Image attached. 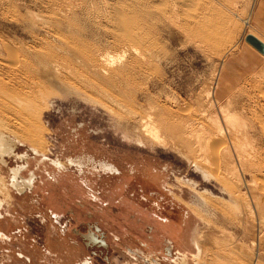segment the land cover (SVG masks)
<instances>
[{"label":"rangeland","instance_id":"rangeland-1","mask_svg":"<svg viewBox=\"0 0 264 264\" xmlns=\"http://www.w3.org/2000/svg\"><path fill=\"white\" fill-rule=\"evenodd\" d=\"M253 3L254 0H0V79L4 76L6 80L8 74L4 73L14 68L7 78L16 91L37 96L42 105L41 91L47 94L46 106L36 114V133L40 134L39 140L47 137L49 145L36 151L19 138L15 147L25 146L67 172L76 164L61 169L54 160L68 161L77 156L85 159L87 155L84 161L91 157L92 162H113L132 174L114 197L139 203V187L147 196L150 191L139 182L144 168L164 172L161 179L166 187L157 186L156 190L163 201L177 205L182 213L179 244L185 247L187 264H233L239 255L246 256L241 259L247 262L238 258L235 264H246L248 260L252 264L255 259L264 264V57L258 59L241 46L244 33L250 30L248 18ZM7 45L14 47L15 58L9 55ZM44 56L50 58L51 67L40 66ZM91 61L99 68L93 67ZM107 61L117 63L107 71ZM107 106L120 115L111 113ZM163 111L165 120L176 121L181 129L187 126L193 155H199L206 176L195 169L196 161L184 157L173 145H159L137 130L149 113ZM226 113L238 120L227 119ZM219 129L223 136L216 134ZM3 132L13 137L9 131ZM227 148L231 155L226 154ZM1 159L0 156V174L9 180L12 168L7 177L4 166L8 165ZM231 170L248 181L245 190L254 212L249 217L246 208L233 203L227 192L238 184ZM12 192L15 225L21 232L12 227L13 242L0 243V257L9 251L19 262L12 258V262L3 264H78L86 260L84 257L75 263L76 253L65 247L59 257H41L46 240L55 245H61V241L29 216V207L20 201L28 196L27 191L22 195L14 189ZM198 194L209 199L208 206L198 203ZM185 202L200 207L203 216L192 207L190 210ZM214 206L223 208L216 210ZM3 210L10 208L5 204ZM93 219L102 224L98 214L94 213ZM0 225L9 228L6 221ZM57 229L53 227L55 232ZM108 240V258L97 257L102 264H131L130 249L154 256V248L149 245L145 250L134 233L115 241L109 235ZM197 241L203 242L206 250L198 261ZM223 249L233 250L236 261L231 251L225 254ZM207 252L214 254L211 257ZM159 263L175 264L164 256Z\"/></svg>","mask_w":264,"mask_h":264},{"label":"flooded vegetation","instance_id":"flooded-vegetation-1","mask_svg":"<svg viewBox=\"0 0 264 264\" xmlns=\"http://www.w3.org/2000/svg\"><path fill=\"white\" fill-rule=\"evenodd\" d=\"M41 94L44 105L39 103L38 99L26 95H24V99L16 100L21 111L30 114L33 118L28 120V128L23 131V135L4 126L0 120V156L2 162L8 165V167L3 165L8 171L7 177L10 174V168H12L9 180L0 174V194L4 195L3 198L0 197V223L6 221L9 227L5 228L0 225V243H12L13 233L10 231H12V227H17L15 225L17 218L13 214L14 207L12 205L14 198L12 190L14 189L21 195L27 191L28 196H24L25 198H21L20 201L25 202L29 207V216L40 225L49 228L50 233L58 235L61 241L62 246L55 245L47 237L49 239L46 240L47 245L43 246L47 247L41 250L44 251L41 257L46 258L45 260L52 256L59 257L65 247L71 248L76 253L75 263L87 257L86 260L78 264H102L97 260V257L108 258L109 235L115 241L125 238V234L134 233L145 250L149 245L154 248L156 257L152 254L142 255L140 250L130 249L129 256L133 259L131 264H160L162 256L171 263L187 264L188 256L185 247L179 244L182 213L177 205L163 201L162 196H159V190H156L157 186H165L161 179L164 172L154 173L150 167L144 168L145 170L141 172L143 177L141 180L139 179V182L145 188H150V191L147 196L143 193V188L139 187L141 195L139 203L127 197L125 199L114 197L121 193L122 184L128 182L132 174L124 172L113 162H103V159H94L92 162L91 157L88 158L90 161H84L87 155H85V159L80 158L82 156H77L68 161L54 160L61 169L67 168L69 164L77 165H72L70 171L67 172L58 170L49 159L33 154L25 146L15 147L20 142L19 138L34 146L36 151L45 150L50 143L47 137L39 140L40 134L36 133V128H38L36 114L47 104L45 99L47 94L44 95L42 91ZM48 94L50 93L48 92ZM93 100L102 104L94 98ZM116 114L119 115V113ZM3 130L9 131L13 137L6 135ZM139 137L141 138V136ZM13 152L15 154L11 155ZM184 157L190 159L187 156ZM193 165L204 175L202 167L195 163ZM77 168L83 172L80 173ZM154 188L155 190H151ZM197 198L198 203L203 206L204 195L198 194ZM5 204L10 208V211L3 210ZM185 205L190 210L192 207L195 213L200 208L186 202ZM94 213L102 217V224L97 219H93ZM54 226L58 228L57 232L53 230ZM106 228L108 232H105ZM19 232L21 231L19 230ZM196 247L198 249V241ZM20 256H25L29 261L32 260L29 255L20 253ZM12 258L15 257L11 252H2L0 264L12 262ZM195 258L197 261L198 255ZM15 260L19 262L17 258ZM139 260H142V263Z\"/></svg>","mask_w":264,"mask_h":264},{"label":"bare ground","instance_id":"bare-ground-1","mask_svg":"<svg viewBox=\"0 0 264 264\" xmlns=\"http://www.w3.org/2000/svg\"><path fill=\"white\" fill-rule=\"evenodd\" d=\"M177 21V20H176ZM254 35V34H253ZM257 37V36H256ZM6 44V43H5ZM10 45V44H9ZM7 51L9 52V55H11L13 58H15V56L17 55V52L15 51V49H14V47L13 46H8L7 45ZM137 50V49H136ZM135 50V51H136ZM1 52V51H0ZM124 52V51H123ZM34 53L37 55V56H41V53H39V52H35L34 51ZM110 54V53H109ZM109 54L107 55V56H109ZM82 56V55H81ZM106 56V55H105ZM125 56V55H124ZM87 57V56H86ZM123 56H121L120 58H118L119 60L120 59H123L122 58ZM126 57V56H125ZM109 58V57H108ZM11 59V58H10ZM39 59H40V57H39ZM50 59V58H49ZM48 58H46L45 56L44 57H41V59H40V66L42 67V68H48V67H51L50 66V64H51V61L49 60ZM81 59H83V58H81ZM125 59V58H124ZM13 60V59H12ZM87 59L85 58V60L83 59V62H85V63H90V60H87ZM107 60V59H106ZM109 60V59H108ZM111 61V60H110ZM9 62H11V60L9 61ZM116 61H114V63H115ZM3 63H5V62H3ZM113 62H109V61H107L105 64H106V66H105V69L108 71V68H109V66H111V64H114ZM117 63V62H116ZM91 65L93 66V67H95V68H99V66L98 65H96V64H94V62L93 61H91ZM12 68V67H11ZM3 69V68H2ZM6 70V69H5ZM12 70H14V68L12 69ZM11 70V71H12ZM7 71V73H4V74H8L7 76H10V75H12L13 74V72H15V71ZM58 70L56 69V66H55V68H54V72H57ZM107 71H104V72H107ZM1 75V74H0ZM2 76V75H1ZM7 76H6V80H5V78H4V76H3V78H1L0 79V120L2 121V124L4 125V126H6V127H8L9 129H12L13 131H15V132H17V133H20V134H22L23 135V131H26V129L28 128V120L30 119H33L32 118V116L30 115V114H26V113H24L23 111H21V110H19L17 107H16V105H17V103H16V100L18 99V98H22V99H24L25 97H24V95H26V96H28V97H34V99H37V96H33L31 93H29V92H25L24 94H22L21 93V91H16V89H14V87H12L11 85H12V83H11V81L7 78ZM2 80V81H1ZM69 84V83H68ZM68 84H66V85H68ZM65 87V86H64ZM100 92V91H99ZM93 97V96H92ZM94 98V97H93ZM94 99H96L98 102H100V103H102V105H104V103L103 102H101L99 99H97V98H94ZM116 100V99H115ZM117 101V100H116ZM117 102H119V105L121 106V107H125V105L123 104V103H121L120 101H117ZM104 106H106V105H104ZM156 107V106H155ZM106 108H108L109 110H111L112 112H115V113H119L118 111H116V110H114L113 108H110V107H106ZM126 108V107H125ZM153 109H154V107H152ZM157 109V108H156ZM224 109V108H223ZM150 111V110H149ZM158 111V110H157ZM227 111V110H226ZM151 113H152V111H151ZM168 113V112H167ZM222 113V112H221ZM163 114H165V111H163V112H159V113H157V114H150L149 113V115H148V117L146 118V120H145V123H144V121H143V123L140 125V126H138L137 128V130L138 131H140L142 134H143V136L146 138V139H150L151 141H154L155 143H157V144H159V145H163V146H167V145H169V143H170V145H173V147L174 148H176V150L179 152V153H181L182 155H184V156H187L188 158H190L191 160H194V161H196V162H193V163H195V164H197L198 166H200V167H202L203 169H204V167H203V165H202V163H200V160L198 159V156L195 154V155H193V151L194 150H192V148H191V144H190V142L188 141V139H187V134H186V132L187 133H189L188 132V129H187V126L186 127H182V129H181V124H179V123H177L176 121H173V120H165V117H163L164 115ZM231 114V113H230ZM228 115L227 113H226V117H227V119L228 118H233V120H238V117L237 116H235V115ZM119 115H120V113H119ZM230 119V120H231ZM214 120V119H213ZM178 121V120H177ZM218 122V121H217ZM232 122V121H231ZM229 123V122H228ZM236 123V122H235ZM226 126V125H225ZM191 127V126H190ZM220 131H218V133H216L218 136H223V131L221 130V129H219ZM191 131H193V129L191 130ZM216 131V130H215ZM177 133H179L180 135H178ZM139 136H141L140 134H138ZM230 137V136H229ZM168 138V139H167ZM200 138V137H199ZM216 138L217 137H215V139L214 140H216ZM216 142V141H215ZM216 144V143H215ZM211 145H213V144H211ZM199 147L201 148L202 146H201V143H200V139H199ZM213 151V150H212ZM237 152V151H236ZM226 154L227 155H231L230 154V151H229V149L227 148V150H226ZM207 160H209V159H207ZM241 160V159H240ZM207 167V166H206ZM218 167H219V165H218ZM239 167V166H238ZM239 169V168H238ZM235 170V169H234ZM234 170H231V175L232 174H234ZM210 172V171H209ZM210 174H213L212 172H210ZM215 174V173H214ZM229 174V173H228ZM219 176V175H218ZM217 176V177H218ZM223 177V176H222ZM221 177V178H222ZM232 177V176H231ZM234 179H236V182L238 183L237 185H236V188L235 189H233V190H227L226 188H225V190H227V192L229 193V195L231 196V200H232V202L233 203H235V204H237L238 205V207L240 206L239 204H241V206L243 205V207H245L246 208V210L248 211V217H249V214L251 213V215H253V207H252V201H249V196L250 195H247V190H245V189H247L248 187H247V185H248V181L242 176V177H239L238 175H235L234 174ZM219 178V177H218ZM233 178V177H232ZM222 179H225V177L224 178H222ZM224 181V180H223ZM222 181V182H223ZM226 181V180H225ZM228 183H230V181L228 182ZM232 184V186H233V183H231ZM231 184H230V186H231ZM226 187H227V185H225ZM224 186V187H225ZM231 188V187H230ZM232 189V188H231ZM251 199V198H250ZM203 200H204V205L203 206H208L207 204V202H209V199L206 197V196H204V198H203ZM213 200V199H212ZM216 202V201H215ZM217 203V202H216ZM218 204V203H217ZM219 205V204H218ZM223 206V205H222ZM226 206V205H225ZM224 206V207H225ZM203 208V207H202ZM214 208H216V210L218 209H222L223 207H220V206H214ZM226 210V209H225ZM246 211V212H247ZM196 212H197V214L198 215H202V211H201V209L200 208H198L197 210H196ZM206 212V211H205ZM222 212H224V211H222ZM203 216V215H202ZM247 217V218H248ZM254 217V216H253ZM252 219V218H251ZM255 223V222H254ZM257 227H259V226H257ZM261 228V227H260ZM259 228V229H260ZM258 229V228H257ZM257 231V230H256ZM256 233H259L258 231L256 232ZM257 236V235H256ZM254 238V237H253ZM259 238H260V236H259ZM263 239H264V237H263ZM213 240V239H212ZM255 240H257L258 241V237H257V239L255 238ZM260 240H262L261 238H260ZM259 240V242L258 243H262V241H260ZM207 243H208V241H206ZM217 241H215V242H213V243H216ZM254 242H256V241H254ZM203 243V242H202ZM200 241H198V257L200 256V254H202V252H204L205 253V251L206 250H204V248H203V244H202ZM222 244V243H221ZM205 245V244H204ZM223 245V244H222ZM227 245V244H226ZM261 246H262V244H260ZM258 246H259V244H258ZM209 247H207V251H209V249H208ZM215 248V247H214ZM220 248V247H219ZM259 248V247H258ZM216 249V248H215ZM225 249V248H224ZM223 249V251H225ZM228 249V248H227ZM263 248H261V250H262ZM212 250V249H211ZM216 251H217V249H216ZM216 251H215V255L216 254H218V253H216ZM222 251V254H223V256H224V252ZM231 251V254L230 255H233L232 253H234V251L233 250H229V251H227V252H230ZM233 251V252H232ZM219 252V251H218ZM226 252V251H225ZM225 253V254H228V253ZM207 253H209V255L211 254H214V253H211V252H207ZM219 254H220V252H219ZM222 254H221V256H222ZM235 254V253H234ZM203 255V254H202ZM206 255V254H205ZM208 255V256H209ZM210 255V256H211ZM236 255V254H235ZM248 255H250L252 258H253V256L251 255V254H248ZM247 255V257H250V256H248ZM207 256V255H206ZM214 256V255H213ZM217 256V255H216ZM212 257V256H211ZM215 257V256H214ZM213 257V258H214ZM233 257H235V259L237 258L236 256H232V259L233 260H235ZM241 257H243L242 255H239L238 256V258L239 259H241ZM246 257V256H245ZM245 257H243V258H245ZM208 258V257H207ZM212 258V259H213ZM217 258V257H216ZM238 258L235 260L237 263H238ZM243 258L241 259V260H243ZM251 258V259H252ZM199 259V258H198ZM203 259V258H202ZM209 259V258H208ZM218 259H219V257H218ZM218 259L216 260V263H217V261H218ZM230 259V258H229ZM228 259V260H229ZM231 259V260H232ZM227 260V259H226ZM232 260V261H233ZM198 261V260H197ZM206 261V260H205ZM224 261V260H223ZM231 261V262H232ZM246 260H243V262H245ZM260 260L259 259H255L254 260V262L252 263V264H260V262H259ZM214 262H215V258H214ZM222 262V261H221ZM235 262V263H236ZM243 262H241L242 264H244ZM247 262V261H246ZM226 263H228V262H226ZM235 263H233V264H235ZM240 263V262H239ZM248 263H249V260H248ZM248 263H246V264H248ZM199 264V263H198ZM200 264H202V263H200ZM205 264H206V262H205ZM208 264V263H207ZM211 264H213V263H211ZM215 264V263H214ZM225 264V263H224Z\"/></svg>","mask_w":264,"mask_h":264},{"label":"crops","instance_id":"crops-1","mask_svg":"<svg viewBox=\"0 0 264 264\" xmlns=\"http://www.w3.org/2000/svg\"><path fill=\"white\" fill-rule=\"evenodd\" d=\"M248 21L250 23V30H247L244 35L251 32L264 41V0H254ZM241 46L242 49H244V52L251 54L258 59L259 57H264V55L259 53L245 40Z\"/></svg>","mask_w":264,"mask_h":264},{"label":"water","instance_id":"water-1","mask_svg":"<svg viewBox=\"0 0 264 264\" xmlns=\"http://www.w3.org/2000/svg\"><path fill=\"white\" fill-rule=\"evenodd\" d=\"M244 40L256 49L259 53L264 55V42L252 33H247L244 35Z\"/></svg>","mask_w":264,"mask_h":264}]
</instances>
